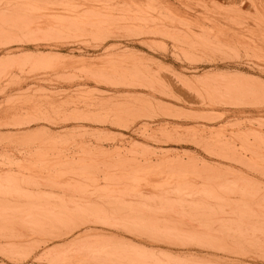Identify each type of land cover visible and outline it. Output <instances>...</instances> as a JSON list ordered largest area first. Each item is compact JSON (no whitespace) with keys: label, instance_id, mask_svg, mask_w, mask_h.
I'll list each match as a JSON object with an SVG mask.
<instances>
[{"label":"rangeland","instance_id":"374dc122","mask_svg":"<svg viewBox=\"0 0 264 264\" xmlns=\"http://www.w3.org/2000/svg\"><path fill=\"white\" fill-rule=\"evenodd\" d=\"M2 1V10L36 11L25 14L31 18L30 27L22 28L20 35L21 28L15 30L19 42L0 48V63L19 56V60L15 58L16 63L11 64L12 68L0 64L4 69H0V179L8 178L10 173L21 178L19 192L24 194L20 198V193L17 196L14 192L9 193L11 189L8 192L7 187L5 192L8 193L0 195L3 203L7 200L2 206L0 203V264H103L106 261L101 251L112 252L105 247L109 241L115 247L126 240L138 241L130 236L136 227H132V231L126 226L130 220L134 223L131 217L142 212L135 208H145L140 215L148 217L152 215L150 212H155L151 208L158 207L161 201V204L167 201L168 204L163 205L169 207L170 213L181 214L169 216L168 210L165 218L176 220L182 217L188 223L192 216L193 222L186 230L199 231L201 240L210 239L208 232L212 228L223 230L220 232L225 233L227 245L223 242L219 246L220 250L215 252L217 257H240V264H264V97H251V102L263 97V102L259 100L256 105L247 106V102L245 106L233 105L236 102H228L230 99L221 93L227 82L225 84L220 79V76H248L264 86V56L261 52L264 51V42L259 45V51L238 45L218 48L211 46L205 37H201L202 41L200 37L186 34V20L194 23L195 17L188 14L181 0H167L171 7L178 9L177 14L186 17L182 16L177 22L169 19L175 25L169 27V35L163 33L160 24L155 27L149 24L151 21H144L151 14L156 22L166 21L154 10L159 8L149 0H56L58 4L55 0H49L51 4L48 0ZM259 1H262L264 14V0ZM248 2L217 0L220 6L218 17L222 21L230 20L234 28L230 37L235 44L239 36L264 37V26L256 24V10ZM194 4L199 6L196 0ZM199 7L196 9L201 11ZM87 14L91 18L87 19ZM66 18H71L72 22L67 19L68 24ZM39 40L41 43L37 44ZM38 55L52 57L47 56V60L41 62L35 60ZM214 76L220 79L219 83L215 80L216 84L214 79L211 81ZM215 86L218 92L221 91L216 92L217 96L222 94L219 98L212 93ZM70 185L81 191H74V195ZM129 191L138 197L126 199L124 205L118 204L116 198ZM150 197L153 201L150 206L153 207L148 203V208L137 206L139 203L145 205L147 201L151 204ZM133 200L135 203L140 201L133 204ZM16 202L23 203L22 208L18 204L22 210ZM231 208L236 209L235 213ZM27 209L31 212L28 213ZM113 209L115 212L112 213ZM120 209H124L123 212ZM222 209L227 212L224 214L220 211ZM18 212L25 214L18 216ZM61 212L72 216L74 219L69 220L75 223L68 222L69 215L66 217ZM30 214L35 217L37 214L41 221L35 224L37 219L28 218ZM247 214L250 215L248 220L236 221V215L240 219ZM10 218L12 220L7 221ZM83 218L86 221L81 222ZM27 219L33 221L30 223ZM45 220L47 224H44ZM128 230L132 233L129 234ZM192 233L187 234L191 237ZM115 234L120 238L113 237ZM143 238V241L148 240L145 235ZM143 246L152 251L151 244L143 243ZM88 255L95 259L90 256L88 259Z\"/></svg>","mask_w":264,"mask_h":264},{"label":"bare ground","instance_id":"6f19581e","mask_svg":"<svg viewBox=\"0 0 264 264\" xmlns=\"http://www.w3.org/2000/svg\"><path fill=\"white\" fill-rule=\"evenodd\" d=\"M2 1V0H1ZM4 1V0H3ZM2 1V2H3ZM18 1H21V0H18ZM32 1H35V0H32ZM53 1V0H52ZM57 1H60V0H57ZM56 0L54 1V2H57ZM132 1V0H131ZM134 2H136V1H138V0H133ZM194 1L195 0H181V3H182V5L185 7V9H186V11H189L188 12V14H192V16L193 17H195V22L194 23H188L187 22V20H186V24L189 26H187L186 24H185V27L187 28L188 27V29H186L185 28V31L184 32H186V34H188V35H193V36H197V38L198 37H200V40L202 39V41H204V40H206L207 39V41L209 42V43H211L212 45L211 46H216V47H218V48H222V47H226V46H228V47H231V46H233V45H238V46H248L247 48H249V49H251L252 51H259V45H261L263 42H264V37L263 38H261V39H258V38H254L253 36H247V35H244V36H239L238 37V39H237V42H236V44H235V41H234V39L232 38V37H230V31H233L234 30V28H233V25L229 22L230 20L227 18V19H224L223 21L222 20H220V18L218 17V10H219V8H220V6L218 5V3H217V0H196L197 1V3L199 4V6H201V11H198L196 8H199L200 9V7L199 6H197L196 4H194ZM246 1H248V0H246ZM1 2V3H2ZM14 2V1H13ZM35 2H38V0H36ZM41 2H43V0H41ZM41 2H39V3H41ZM44 2H45V0H44ZM47 2H49L50 4L52 3L51 1H47ZM61 2V1H60ZM63 2V1H62ZM75 2V1H74ZM149 2H151L152 3V5L153 6H157L158 8H159V10H156V9H154L155 11H157V13H161V15H163V17H161V18H164L163 20H166L164 23H160V22H156L155 21V18H154V14L152 15L151 14V16L149 17V18H147L146 20H144V21H146V22H149V21H151V23L149 22V24L150 25H153V26H155V27H158V25L160 24L161 26H162V31H163V33H165V35H169V27H175V25L174 24H172L171 22H169V19L170 20H176V22H177V20H179V19H182V16H183V18L185 17L183 14L181 15V14H177V10H175L173 7H171L170 5H169V1H167V0H149ZM174 2H177L176 0H174ZM249 2H250V4L254 7V9L256 10V16H255V22H256V24L258 25V24H260V26H264V14L262 13V1H259V0H249ZM248 2V3H249ZM7 3V2H6ZM48 3V4H49ZM59 2H57V4H58ZM64 3V2H63ZM63 3H62V5H63ZM66 3V2H65ZM84 3V2H83ZM172 3V2H171ZM196 3V2H195ZM4 4H5V2H4ZM16 3H14V5H15ZM56 4V3H55ZM68 5L70 4V3H67ZM66 4V5H67ZM75 4V3H74ZM107 4V3H106ZM109 4V3H108ZM208 4H212L211 6H209ZM36 5H39V4H36ZM53 5V4H52ZM60 5V4H59ZM66 5L64 4V7H66ZM173 5V4H172ZM5 6H7V5H5ZM4 6V7H5ZM28 6V5H27ZM35 6V5H34ZM51 6V5H50ZM61 6V5H60ZM190 6V7H189ZM192 6H194V8H192ZM195 6H197V7H195ZM0 7H2V6H0ZM30 7V5L28 6V8ZM59 7V6H58ZM61 7H63V6H61ZM75 7V6H74ZM83 7V6H82ZM122 7H123V5H122ZM227 7V6H226ZM12 8V7H11ZM32 8H34V7H32ZM41 8V7H40ZM51 10L53 9V8H51V7H49ZM68 8V7H67ZM78 8V7H77ZM157 8V9H158ZM182 8V7H181ZM9 9H10V7H9ZM85 9V8H84ZM88 9V8H87ZM50 10V11H51ZM70 10H72V9H70ZM77 10V9H76ZM17 11V10H16ZM32 11H36L35 9H28V10H25L24 9V11L22 10V11H18V12H15V11H13V10H5V9H1L0 8V48H2L3 46H11V45H14L15 43H17V42H19V40H17V36L15 37V34H14V32H15V30L16 31H19L18 29H19V27L21 28L20 29V33H19V35L21 34V32L23 33V30H22V28H28V27H30L31 26V18H29L28 16H26L25 14H28V13H31ZM54 11V10H53ZM55 11H57V10H55ZM61 12V11H60ZM60 12H58V13H60ZM134 12V11H133ZM152 12V11H151ZM51 13V12H50ZM54 13V12H53ZM57 13V14H58ZM72 13V12H71ZM77 13V12H76ZM84 13H86V12H84ZM83 13V14H84ZM88 13V12H87ZM135 13H137V12H135ZM153 13V12H152ZM198 13V14H197ZM43 14H44V12H43ZM52 14V13H51ZM90 14V13H89ZM119 14V13H118ZM36 15V14H35ZM39 15V14H38ZM50 15V14H49ZM69 15H71V14H69ZM92 15V14H91ZM142 15V14H141ZM145 15V14H144ZM156 15V14H155ZM40 16V15H39ZM39 16H37V17H39ZM42 16V15H41ZM82 16V15H81ZM80 16V17H81ZM96 16V15H95ZM100 16V15H99ZM143 16V15H142ZM159 16V15H158ZM178 16V17H177ZM242 16V15H241ZM48 17V16H47ZM71 17V16H70ZM77 17V16H76ZM87 19H89V18H91V17H89L88 16V14H87ZM97 17H98V15H97ZM177 17V18H176ZM188 17V16H187ZM40 18V17H39ZM92 18H93V16H92ZM100 18V17H99ZM104 18H105V16H104ZM106 18H108V17H106ZM111 18H113V17H111ZM186 18V17H185ZM67 19H69V18H66V21L65 22H68L67 21ZM71 19V18H70ZM69 19V20H70ZM79 19H81V18H79ZM87 19H85V20H87ZM103 19V18H102ZM109 19V18H108ZM117 19V18H116ZM188 19V18H187ZM189 19H191V18H189ZM78 20V19H77ZM82 20V19H81ZM110 20V19H109ZM111 20H114V18L113 19H111ZM119 20V19H118ZM185 20V19H184ZM184 20H182V21H184ZM46 21V20H45ZM71 21V20H70ZM69 21V22H70ZM115 21V20H114ZM133 21V20H132ZM193 21V20H192ZM234 21V20H233ZM69 22H68V24H69ZM72 22V21H71ZM80 21H78V23H79ZM141 22V21H140ZM43 23H45V22H43ZM47 23V22H46ZM49 23V22H48ZM74 24H75V22H73ZM181 23V22H180ZM179 23V24H180ZM37 24H39V23H37ZM42 24V23H41ZM66 24V23H65ZM184 25V24H183ZM240 25V24H239ZM245 25V24H244ZM46 26V25H45ZM70 27L72 26V23L69 25ZM74 26V25H73ZM178 25H176V27H177ZM36 27V26H35ZM87 27H89V26H87ZM108 28V27H107ZM104 29H105V26H104ZM183 29H184V27H183ZM256 29V28H255ZM22 30V31H21ZM27 30V29H26ZM25 31V30H24ZM111 31V30H110ZM174 32L173 33H175L176 31L175 30H173ZM178 32V31H177ZM179 33H181L182 34V32H179ZM171 34V33H170ZM177 34V33H176ZM181 34H178V35H181ZM184 34V33H183ZM150 35H152V34H150ZM156 35V34H155ZM174 35V34H173ZM187 36V35H186ZM152 37V36H151ZM178 37H180V36H178ZM182 37H184V36H181L180 38H182ZM188 37V36H187ZM192 37V36H191ZM201 37H205V39L203 40V38H201ZM27 38V37H26ZM169 38V37H168ZM32 39V38H31ZM51 39V38H50ZM50 39H48L49 41H51ZM54 38H52V40H53ZM56 39V38H55ZM187 39H189V38H187ZM24 40V39H23ZM174 40V39H173ZM43 41H45L46 42V40H43ZM58 41V40H57ZM56 41V42H57ZM166 41V40H165ZM174 41H176V42H178V40H174ZM188 42H189V40H187ZM28 42V44H29V41H27ZM33 42V41H32ZM51 42H53V41H51ZM50 42V43H51ZM175 42V43H176ZM184 42V41H183ZM38 43H41V41L39 40V42H37V44ZM48 43V42H47ZM22 44V43H21ZM25 44H27V43H25ZM30 44L32 45V43H31V41H30ZM34 44H36V43H34ZM33 44V45H34ZM45 44V43H44ZM177 44H179V43H177ZM181 44H183V43H180L179 45L181 46ZM18 45V44H17ZM19 45H20V43H19ZM23 45V44H22ZM184 45V44H183ZM2 46V47H1ZM183 47V46H182ZM186 47V46H185ZM4 48H6V47H4ZM212 48V47H211ZM197 49H199V48H197ZM214 49V48H213ZM224 49H226V48H224ZM227 50V49H226ZM201 51H202V49H201ZM208 51H210V50H208ZM213 50H211V52H212ZM230 51V50H229ZM198 52V51H197ZM215 52V51H214ZM217 52V51H216ZM261 52H263V56H264V51H261ZM200 53V52H199ZM204 53V52H203ZM202 53V54H203ZM207 53V52H206ZM47 56L48 55H46V57H44V55H42V56H40L39 57V55H38V58L36 59L35 58V60H40L41 62H43V61H45V60H47ZM10 57V56H9ZM13 57V56H12ZM17 57H19V56H17ZM17 57H15L16 59H18ZM49 57H52V56H48V58ZM15 58H11L12 60H9V61H4L3 63L1 62L0 64L2 65L3 64V66L5 65V64H7L6 65V67L5 68H7V66L9 67V65H13V63L15 62L16 63V61L17 60H15ZM53 58H54V56H53ZM56 58V57H55ZM186 58V57H185ZM19 60V59H18ZM11 61H12V63H11ZM49 61V60H48ZM6 62H10V64H8V63H6ZM14 63V64H15ZM12 65H11V68H12ZM258 67V66H257ZM262 68V67H261ZM1 71H2V66H1ZM3 71H4V69H3ZM0 73H2V72H0ZM138 73V72H137ZM1 75V74H0ZM241 75V74H240ZM209 76V75H208ZM207 76V77H208ZM137 77V76H136ZM223 77V76H222ZM252 77V76H251ZM109 78V77H108ZM209 78H211V77H209ZM207 79V78H206ZM213 79H214V82H215V80L219 83V81H218V77L217 76H214V77H212V80L211 81H213ZM220 79H222L223 81H225L224 83L226 84V82H227V84H226V87H222L221 89L223 90L222 92L221 91H219V92H221V93H224L223 95H225L227 98L226 99H230L228 102H230V103H232L233 101H235V102H233V103H235V104H233V105H239V104H242V106L244 105H246L247 104V106H248V104H257L256 102H259V100H262V98L264 97V86H263V84H261L260 83V81H258L257 79V81L255 80V79H252V78H249L248 76L247 77H244V76H233V77H223V78H221V76H220ZM219 79V80H220ZM126 80V79H125ZM130 80V79H129ZM203 80H204V78H203ZM221 80V81H222ZM205 81V80H204ZM207 81H209V80H207ZM125 82H127V80L125 81ZM168 82V81H167ZM111 83V82H110ZM114 83V82H113ZM171 83V82H170ZM186 83V82H185ZM216 83V82H215ZM120 84V83H119ZM172 84V83H171ZM171 84H170V86H171ZM217 84V83H216ZM221 84V83H220ZM220 84H218L219 86H220ZM223 84V83H222ZM261 84V85H260ZM115 85V84H114ZM127 84H125V86H126ZM133 85H134V83H133ZM169 85V84H168ZM236 85H238V86H240V87H238V86H236ZM122 86V85H121ZM132 86V85H131ZM135 86V85H134ZM141 86V85H140ZM185 86H186V84H185ZM222 86V85H221ZM224 86V85H223ZM128 87V86H127ZM139 88V87H138ZM218 88V87H217ZM144 89H145V87H144ZM211 89L212 88H210L209 90L211 91ZM215 89H216V86L212 89V93H213V95L214 96H216V97H218L219 98V96H221V95H219V96H217L216 95V92H218V89H216V91H215ZM220 90V89H219ZM154 91V90H153ZM175 91V90H174ZM214 91H215V93H214ZM218 92V93H219ZM259 92H262V94L261 93H259ZM211 93V92H210ZM211 93V94H212ZM182 94V93H181ZM255 95L257 96H259V95H263V97H260V99H255V101L256 102H251L250 101V98L252 97H255ZM234 98V99H233ZM221 99H223V97H221ZM220 99V100H221ZM225 99V100H226ZM186 100V99H185ZM218 100V99H217ZM263 100H264V98H263ZM263 100L261 101V102H263ZM248 101H249V103H248ZM223 102H224V100H223ZM226 103H227V100L225 101ZM243 102H244V104H243ZM245 102H247L246 104H245ZM260 103V102H259ZM258 103V104H259ZM253 104V105H254ZM260 105V104H259ZM240 106V105H239ZM88 119V118H87ZM94 119V118H93ZM100 119V118H99ZM82 120H84V119H82ZM97 120V119H96ZM95 121V120H94ZM104 121V120H103ZM83 122V121H82ZM100 152V151H99ZM9 174V173H8ZM134 174V173H133ZM10 175H12V176H10ZM10 175H9V177L8 178H5V179H0V195L1 196H4V194L6 193L5 192V189L7 190V187H9V189H8V192L10 191V189H11V192H9V193H12V192H14V193H16L15 195L17 196V194L18 193H20L19 191L21 190V178H19V179H17V178H15L14 176H13V174H11L10 173ZM8 176V175H7ZM18 177V176H17ZM135 177V176H134ZM133 177V178H134ZM131 180H133V179H131ZM135 182L137 181L136 179L134 180ZM23 182V181H22ZM118 182H119V180H118ZM118 182H115V183H118ZM131 183H133L132 181H131ZM136 185H138L137 183H135ZM120 185V184H119ZM118 185V186H119ZM125 185V184H124ZM130 185V184H129ZM41 186V185H40ZM62 186H64V185H62ZM71 186V185H70ZM70 186H68V187H70ZM115 186V185H114ZM121 186V185H120ZM134 186V185H133ZM39 187V186H38ZM61 187V186H60ZM65 187V186H64ZM64 187H62V188H64ZM73 189H74V187L73 186H71ZM70 187V189H72ZM185 187H187V189H188V187H190V186H185ZM69 189V188H68ZM120 189V188H119ZM125 189V188H124ZM127 189V188H126ZM125 189V190H126ZM132 189V188H131ZM64 190V189H63ZM67 190V189H66ZM76 190H77V188H76ZM75 189L73 190V193H74V191H76ZM80 189H78L77 191H78V193L81 191H79ZM70 191V190H69ZM83 191V190H82ZM112 191V190H111ZM138 191V190H137ZM7 192V193H8ZM108 192V191H107ZM123 192V191H122ZM175 192L177 193V194H179L180 192H178V191H176L175 190ZM4 193V194H3ZM6 193V194H7ZM76 193V192H75ZM74 193V195H76ZM82 194H84L83 192H81ZM111 193V192H110ZM113 193V192H112ZM111 193V194H112ZM121 193V192H120ZM124 193V192H123ZM170 193V192H169ZM183 193V192H182ZM186 193V192H185ZM199 193V192H198ZM90 194H92L93 195V193H90ZM105 194V193H104ZM114 194V193H113ZM118 194H119V192H118ZM117 194V195H118ZM126 194V193H125ZM125 194H121V195H119L117 198H116V202H119L118 204H125V203H127V201H126V199H128V198H130V197H138L137 196V194L136 193H134V192H131V191H129L126 195ZM139 194V193H138ZM174 194V193H173ZM22 195H24V194H22V192L20 193V194H18V197H22ZM81 195V194H80ZM92 195H90V196H92ZM115 195V194H114ZM116 195V196H117ZM169 195V194H168ZM200 195V194H199ZM0 196V197H1ZM41 196V195H40ZM106 195H104L103 197H105ZM109 196V195H108ZM115 196V197H116ZM143 196H145V195H143ZM166 196V195H165ZM185 196H187V195H185ZM198 195H196V197H197ZM207 196H208V194H207ZM20 197V198H21ZM45 197V196H44ZM107 197V196H106ZM111 197H112V195H111ZM110 197V198H111ZM149 197V196H148ZM173 197V196H172ZM19 198V199H20ZM37 198H38V196H37ZM101 198V197H100ZM159 198V197H158ZM18 199V198H17ZM23 199V198H22ZM102 199V201H103V198H101ZM105 199V198H104ZM109 199V198H108ZM107 199V200H108ZM114 199V198H113ZM131 199V198H130ZM150 199H151V197H150ZM157 198H155V200H156ZM160 199V198H159ZM166 199H168V198H166L165 197V200ZM42 200V199H41ZM78 200H80V201H82L81 199H78ZM141 200H142V198H141ZM144 200V199H143ZM146 200H148V199H146ZM161 200H162V198H161ZM1 201V200H0ZM4 201V200H3ZM100 201V200H99ZM101 201V202H102ZM109 201V200H108ZM140 201V200H139ZM139 201L137 202V203H139ZM170 201V200H169ZM176 201V200H175ZM174 201V202H175ZM7 202V200H5L4 201V203H6ZM65 202V201H64ZM74 202H76L75 200H74ZM84 202H86V201H84ZM91 202V201H90ZM114 201H112L111 203H113ZM142 202V201H141ZM152 199H151V204H150V201H147V202H144L145 203V205L143 204V203H139V205L137 204V203H135L134 202V200H133V204H137V206H140V205H143V207H145L146 205H148V206H150V205H152ZM156 202V201H155ZM162 202V201H161ZM161 202H160V204H161ZM164 202V201H163ZM167 202V201H166ZM166 202H164V203H166ZM1 203V206H2V204L4 205V203L1 201L0 202ZM40 203V202H39ZM69 203V202H68ZM72 203V202H71ZM78 203V202H77ZM87 203V202H86ZM105 205H106V202L104 201L103 202ZM110 203V204H111ZM148 203V204H147ZM158 204H159V202H157ZM164 203H162L161 205L159 204L158 205V207H156V209H155V207L154 208H151V209H154L153 211H155L154 213L153 212H150L149 214L151 215V216H148V217H146V216H144V215H146V214H144V215H140V214H143V212H145V208L142 210V208H140V210H139V208L138 207H136L135 209L137 210V212H140V211H142L140 214L139 213H137L138 215H134L133 217H131V219H132V221H134V225L132 226V223H131V220L130 221H128V222H130L131 223V226H130V223H129V225H126V226H128V228H130L131 230L134 228V227H136L135 229L137 230V231H139L138 229L139 228H142V229H140V234H139V236H137L138 235V233L139 232H137V233H135V231H134V233H133V235L135 234V236H133L132 234H130V233H132V231L134 230H128L129 231V234H130V236L132 237V238H138V241L137 242H131V241H123V242H125V243H122L119 247H115V246H113V244H112V242L111 241H109V243H107V244H105V247L106 248H109L110 249V251H112V252H108V251H106V250H102L101 251V253L103 252V255H104V257H105V261L106 262H103V264H223V262H225V263H229V264H240V263H242V259H240V257H238V258H235V259H232V258H225V257H217V255L215 254V252H217L216 250H220L219 249V246L220 245H222V244H226V242H224L225 241V239L227 238L226 237V235H225V233H223L224 231L223 230H220V231H223V232H220L216 227L215 228H212L211 230H210V232H208L209 233V235H210V239L209 240H201V238H199L202 234L201 233H199V231L197 232V230H195V232H189V230H186L187 229V225H191L192 224V216L191 217H189L190 218V220H188L189 222L187 223L186 221H184V219L181 217V219H180V217L179 218H176V220H170V218L172 219V217H168V218H165L166 217V214H168L167 212H168V210H169V216H170V214H172V213H175V212H172V213H170L171 212V210L170 209H168V208H166L167 206V204L168 203H166V205H163ZM192 203V202H191ZM196 203L198 204V202L196 201ZM16 204H17V206H18V204L21 206L22 204H20V203H18V202H16ZM66 204V203H65ZM64 204V205H65ZM78 204H81V202L80 203H78ZM90 206H91V204H92V202H91V204L90 203H88ZM108 205H110L109 203H107ZM176 204V203H175ZM183 204V203H182ZM181 204V205H182ZM194 204V203H193ZM203 204H205V203H203ZM37 205H39V204H37ZM41 205V204H40ZM82 205V204H81ZM113 205V204H112ZM127 205V204H126ZM130 205V204H129ZM155 205V204H154ZM170 205V204H169ZM195 205V204H194ZM201 205V204H200ZM76 206H78V205H76ZM89 206V207H90ZM115 206V205H114ZM121 206V205H120ZM148 206H146L147 208H148ZM160 206H162L161 207V209H160ZM199 206V205H198ZM204 206H206V204L204 205ZM209 206V205H208ZM16 207V206H15ZM37 208H38V206H36ZM41 207V206H40ZM110 207V206H109ZM117 207V206H116ZM126 207V206H125ZM150 207H153V206H150ZM149 207V208H150ZM175 207V206H174ZM177 207H179V206H177ZM176 207V208H177ZM183 207V206H182ZM189 208L191 207V206H188ZM187 207V208H188ZM200 207H202L201 209H203V205L202 206H200ZM17 208V207H16ZM18 208H20L19 206H18ZM21 208H22V206H21ZM20 208V209H21ZM47 208V207H46ZM66 208V207H65ZM79 208H80V206H79ZM123 208H124V206H123ZM138 208V209H137ZM189 208L187 209V210H189ZM195 208V207H194ZM199 208V207H198ZM216 208V207H215ZM33 209H35V207H33ZM47 209H49V208H47ZM84 209V208H83ZM86 209V208H85ZM89 209H91V208H89ZM94 209V208H93ZM103 209V208H102ZM114 209H116L115 207H114ZM113 209V211L112 210H110V211H112V213L113 212H115V210ZM186 209V208H185ZM200 209V210H201ZM213 209H214V207H213ZM232 209V208H231ZM22 210V209H21ZM20 210V211H21ZM28 210V213H30L31 212V210L29 211V209H27ZM46 209L44 208V211H45ZM50 210V209H49ZM66 210H69V209H66ZM72 210H74V209H72ZM117 210H118V208H117ZM116 210V211H117ZM124 210V209H123ZM123 210H119V211H122L123 212ZM128 210H129V208H128ZM127 210V211H128ZM133 210V209H132ZM136 210H134V211H136ZM158 210H161L160 211V213H158L159 211ZM174 210V209H173ZM172 210V211H173ZM177 210H179V208L177 209ZM182 210V209H181ZM191 210V209H190ZM189 210V211H190ZM197 210V209H196ZM225 210V209H224ZM223 209L222 210H220V211H222V212H224V214L227 212H225ZM234 212H233V211ZM231 210V212H233V213H235V210L234 209H232ZM24 211V210H23ZM33 211H36V210H33ZM43 211V210H42ZM48 211V210H47ZM65 211V210H64ZM78 211V210H77ZM83 211V210H82ZM82 211H80V212H82ZM86 210H84V212H85ZM117 212V213H120V212ZM152 211V210H151ZM164 211V212H163ZM165 211H166V213H165ZM175 211V210H174ZM180 211V210H179ZM184 211V210H183ZM183 211H181L182 213H183ZM188 211V212H189ZM193 211H195V210H193ZM198 211H199V209H198ZM205 211V210H204ZM209 211V210H208ZM210 211L212 212V210L210 209ZM218 211H219V209H218ZM243 211V210H242ZM1 212V211H0ZM37 212V211H36ZM46 212V211H45ZM49 213H50V211H48ZM69 211H67V213H68ZM87 212V211H86ZM89 212V211H88ZM161 212H163L164 214H165V216H164V214H161ZM191 212H192V210H191ZM237 212V211H236ZM243 212H245V213H248V211L246 212V211H243ZM19 213V212H18ZM22 213V212H21ZM21 213H19V215L18 216H20V214ZM25 213H26V211H25ZM25 213H22L23 215L25 214ZM32 213H34L35 214V212H32ZM38 213V212H37ZM42 213H44V212H42ZM53 213V212H52ZM67 213L65 214V213H62L61 212V214L63 215V214H65L66 215V217L69 215H67ZM70 213V212H69ZM131 213V212H130ZM129 213V214H130ZM134 213V212H133ZM146 213H148V212H146ZM194 213V212H193ZM212 213H214V212H212ZM238 213H239V211H238ZM27 214V213H26ZM34 214H30L29 215V217L28 218H32L33 220H36V223L35 224H37V222L38 221H41V218L40 219H38V215L36 214V217L35 216H33ZM70 214H72V213H70ZM77 215H79V214H82V213H76ZM132 214V213H131ZM176 214H178V213H175V215ZM180 214V213H179ZM178 214V215H179ZM184 214V213H183ZM185 214H186V211H185ZM189 214H190V212H189ZM192 214V213H191ZM190 214V215H191ZM207 214V213H206ZM210 214V213H209ZM231 214V213H230ZM248 214H250V213H248ZM248 214H247V217H244V218H237V215H236V218L234 217V216H232L233 218H235L236 219V221H238V220H242V221H244V220H248V218H249V216H248ZM1 215H2V213H1ZM28 215V214H27ZM42 215V214H41ZM72 215H74V214H72ZM84 215V214H83ZM87 215V214H86ZM117 215V214H116ZM119 215H121V214H119ZM127 215V214H126ZM175 215H173V216H175ZM181 215V214H180ZM179 215V216H180ZM227 215V214H226ZM229 215V214H228ZM235 215V214H234ZM243 215H246V214H243ZM18 216H16L17 218H19ZM45 216V215H44ZM81 216V215H80ZM123 216V215H122ZM127 216H129V215H127ZM204 216H206V215H204ZM210 216V215H209ZM214 216H216V215H213V217ZM217 216H219V214H217ZM217 216H216V218H217ZM224 216V215H223ZM230 216V215H229ZM253 215H252V213H251V217H252ZM14 217V216H13ZM13 217H11L10 219H7V221L8 220H12L11 222H14V218ZM15 217V218H16ZM25 217V216H24ZM27 217H25V218H27ZM58 217H60V216H58ZM65 216H63V218H64ZM82 217V216H81ZM90 217V216H89ZM126 216L124 215L122 218L123 219H126L125 218ZM178 217V216H177ZM185 217H186V215H185ZM196 217H199V216H196ZM219 217H221V216H219ZM231 217V216H230ZM229 217V218H230ZM263 217V216H262ZM23 217H21L20 219H22ZM73 217L71 216L70 217V215H69V217H67L66 218V220H68V222L69 221H72L73 219H72ZM120 218H121V216H120ZM121 218V219H122ZM129 218V217H128ZM193 218H195V215L193 216ZM200 218V217H199ZM209 218V217H208ZM233 218H231V219H233ZM2 219V218H1ZM0 219V220H1ZM6 219V218H5ZM32 219H30L31 220V222L33 221ZM43 219V218H42ZM54 218H52V220H53ZM58 219V218H57ZM69 219H72V220H69ZM81 219V218H80ZM122 219V220H123ZM166 219V220H165ZM173 219H175V218H173ZM183 219V220H182ZM186 219H188V218H186ZM203 219V218H202ZM204 219H206V218H204ZM215 219V218H214ZM224 219V218H223ZM4 220V219H3ZM30 220H28L27 219V222L29 221L30 222ZM44 220V219H43ZM56 220V219H55ZM60 220H62V219H60ZM59 220V221H60ZM86 221V219H82L81 220V222L82 221ZM118 220V219H117ZM159 220H161L163 223H159V222H161V221H159ZM195 220V219H194ZM207 220H210V218L209 219H207ZM217 220V219H216ZM219 220V219H218ZM234 220V219H233ZM233 220H232V222H233ZM251 220V219H250ZM258 220V219H257ZM261 220V219H260ZM262 220L264 221V219L262 218ZM50 221V220H49ZM58 221V220H57ZM65 221V220H64ZM88 221H90V220H88ZM204 221V220H203ZM226 221H227V218H226ZM254 221V220H253ZM30 222V223H31ZM44 222H46V220L44 221ZM53 222V221H52ZM52 222H49V223H52ZM123 222V221H122ZM126 222V221H125ZM127 222V223H128ZM166 222H168V223H166ZM170 222H173V223H170ZM207 222V221H206ZM209 222H211V221H209ZM214 222V221H213ZM218 221H215V223H217ZM225 222V221H224ZM231 222V223H232ZM240 222V221H239ZM238 222V223H239ZM249 222V221H248ZM24 223V222H23ZM40 224H41V222H39ZM56 223V222H55ZM61 223V222H60ZM71 223H73V221L71 222ZM75 223V222H74ZM73 223V224H74ZM88 223V222H87ZM92 223V222H91ZM115 223V222H114ZM119 223V222H118ZM117 223V224H118ZM135 223H138V224H135ZM170 223V224H169ZM195 223V222H194ZM220 223V222H219ZM235 223V222H234ZM259 223V222H258ZM260 223H261V221H260ZM26 224V223H25ZM34 224V225H35ZM40 224L39 225H36V226H40ZM43 224V223H42ZM41 224V225H42ZM44 224H47V222L46 223H44ZM59 224V223H58ZM64 224V223H63ZM78 224V223H77ZM81 224V223H80ZM116 224V223H115ZM197 224V223H196ZM206 223H204V225H205ZM229 224V223H228ZM248 224H251V223H248ZM33 225V226H34ZM59 225H61V224H59ZM65 225V224H64ZM63 225V226H64ZM79 225V224H78ZM119 225V224H118ZM123 225V224H122ZM125 225V224H124ZM199 225V224H198ZM244 225V224H243ZM256 225H258V224H256ZM73 226V225H72ZM113 226V225H112ZM120 226V225H119ZM213 226V225H212ZM225 226V225H224ZM224 226H222V227H224ZM247 226H249V225H247ZM254 226V225H253ZM74 227V226H73ZM123 227H125V226H123ZM133 227V228H132ZM138 227V228H137ZM192 227V226H191ZM204 227V226H203ZM206 227V229L208 228L207 227V225L205 226ZM211 227V226H210ZM222 227H221V229H222ZM226 227V226H225ZM231 227V226H230ZM229 227V228H230ZM64 228H65V226H64ZM68 228V227H67ZM127 228V229H128ZM189 228V227H188ZM197 228V227H196ZM201 228H202V225H201ZM236 228V227H235ZM253 228V227H252ZM260 228V227H259ZM114 229V228H113ZM126 229V230H127ZM143 229H147L148 230V232H147V230L145 231V230H143ZM194 229V228H193ZM192 229V230H193ZM210 229V228H209ZM227 229V227L224 229V230H226ZM238 235L240 234V236L242 235V232H241V229H240V227H238ZM244 229V228H243ZM249 229V228H248ZM256 229V228H255ZM71 230V229H70ZM118 230V229H117ZM202 230V229H201ZM203 230L205 231V229L203 228ZM1 231H3L2 229H1ZM121 231V230H120ZM141 231H144V232H141ZM203 231V232H204ZM231 231V230H230ZM244 231V230H243ZM226 232V231H225ZM229 232V231H228ZM232 232V231H231ZM230 232V234L231 235H233L234 236V234H232ZM142 233L145 235V238H148V240L147 241H143V237H144V235L142 236ZM150 234V236H149V234ZM186 233V234H185ZM187 233H192L193 235H191V237L192 236H194V237H192V239H191V237L190 236H188V234ZM207 233V231H206V234H208ZM233 233H235V235H236V232H233ZM137 234V235H136ZM147 234V235H146ZM206 234H204V236H206ZM141 235V236H140ZM186 235H187V237H186ZM230 235V236H231ZM244 235V234H243ZM146 236H149V237H151V238H149V237H146ZM208 236V235H207ZM237 236V235H236ZM112 237V236H111ZM113 237H115V238H120V236L119 235H114ZM129 237V236H128ZM184 237H186L187 239H188V237H190V239L192 240V241H190V239L189 240H185V238ZM226 237V238H225ZM114 239V238H113ZM203 241V242H202ZM221 241V244L219 243ZM189 242V243H188ZM205 242V243H204ZM218 242V243H217ZM224 242V243H223ZM227 242H228V240H227ZM143 243H149V244H151L152 245V251H150L151 249H147V247H146V249L144 248L145 246H143ZM231 243V242H230ZM230 243H228V244H230ZM227 245V244H226ZM232 245V244H231ZM218 247V248H217ZM221 247V246H220ZM224 247V246H223ZM226 249V248H225ZM100 250V249H99ZM223 249H221V252H223L224 253V251H222ZM227 251V250H226ZM238 251V250H237ZM200 252H206L205 253V255L204 256H200L199 255V253ZM231 252V251H230ZM98 253V252H97ZM226 253V252H225ZM229 253V252H228ZM94 254V253H93ZM95 255V254H94ZM93 255V256H94ZM218 255H219V251H218ZM258 255V254H257ZM90 255H88L87 256V258L89 257ZM99 256V255H98ZM264 256V254L262 255V257ZM90 257H92V255L90 256ZM96 257V256H95ZM102 257V255L100 254V260L102 259L101 258ZM228 257V256H227ZM10 258V257H9ZM86 258V259H87ZM92 258H94V257H92ZM234 258V257H233ZM58 259H60V258H58ZM84 259V258H83ZM88 259H90V258H88ZM95 259V258H94ZM263 260V259H262ZM55 261H56V259H55ZM61 261H62V259H61ZM88 263V262H87ZM102 263V262H101Z\"/></svg>","mask_w":264,"mask_h":264}]
</instances>
